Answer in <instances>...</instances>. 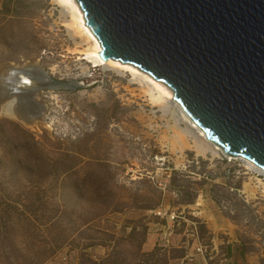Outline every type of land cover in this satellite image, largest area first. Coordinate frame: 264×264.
Masks as SVG:
<instances>
[{
    "label": "rangeland",
    "instance_id": "1",
    "mask_svg": "<svg viewBox=\"0 0 264 264\" xmlns=\"http://www.w3.org/2000/svg\"><path fill=\"white\" fill-rule=\"evenodd\" d=\"M58 1L0 0V67L81 85L40 90L36 127L0 114V264H264V171L207 142L166 85L87 62Z\"/></svg>",
    "mask_w": 264,
    "mask_h": 264
},
{
    "label": "water",
    "instance_id": "2",
    "mask_svg": "<svg viewBox=\"0 0 264 264\" xmlns=\"http://www.w3.org/2000/svg\"><path fill=\"white\" fill-rule=\"evenodd\" d=\"M76 1L101 60L166 85L209 142L264 171V0ZM39 70L16 85L81 86Z\"/></svg>",
    "mask_w": 264,
    "mask_h": 264
},
{
    "label": "bare ground",
    "instance_id": "3",
    "mask_svg": "<svg viewBox=\"0 0 264 264\" xmlns=\"http://www.w3.org/2000/svg\"><path fill=\"white\" fill-rule=\"evenodd\" d=\"M61 3L67 4L70 9V20L68 26L73 30V32L80 37L85 38L88 42L86 49L77 51L78 54H81L82 57L87 61L93 64V66H100L104 63L115 64L118 63L113 59H108L103 61L99 58L98 52L100 48L96 39L89 33L87 28L83 25L84 21L82 19V10L78 5L76 0H59ZM58 1V2H59ZM64 5V4H63ZM125 68L129 70L132 69L131 66L124 64ZM37 67V63H29L25 66H15L11 64L1 65L0 67V114L3 116L10 117L12 119L19 120L23 122L26 126L36 127L41 123V117L38 115V112H34L35 109L43 110L44 104L38 100L40 90L25 89L19 87V82L17 77L19 74L27 75L30 79L33 76H41ZM160 88L161 93L172 99L171 89L167 86L155 84ZM175 105L180 109L183 117L191 124L192 127L196 128L200 135H203L201 130L195 126L188 116L183 112V110L178 106L177 102H174ZM27 111L32 113V116L23 115L22 112ZM204 139L209 142L205 137ZM217 150L222 151L215 144L209 142ZM229 157V156H228ZM236 158V157H235ZM239 158V157H238ZM258 169V168H257Z\"/></svg>",
    "mask_w": 264,
    "mask_h": 264
},
{
    "label": "trees",
    "instance_id": "4",
    "mask_svg": "<svg viewBox=\"0 0 264 264\" xmlns=\"http://www.w3.org/2000/svg\"><path fill=\"white\" fill-rule=\"evenodd\" d=\"M112 258H105L104 260H101L100 262H95V261H93V262H91V264H112ZM86 261H88V260H86ZM89 262V261H88Z\"/></svg>",
    "mask_w": 264,
    "mask_h": 264
},
{
    "label": "flooded vegetation",
    "instance_id": "5",
    "mask_svg": "<svg viewBox=\"0 0 264 264\" xmlns=\"http://www.w3.org/2000/svg\"><path fill=\"white\" fill-rule=\"evenodd\" d=\"M38 100H39V99H38ZM34 112H36V113L38 112V113H39V110H38V109H35ZM32 113H33V112H32ZM32 113H29V112H27V111H23V112H22V114H23V115H26V116H32V115H33Z\"/></svg>",
    "mask_w": 264,
    "mask_h": 264
}]
</instances>
